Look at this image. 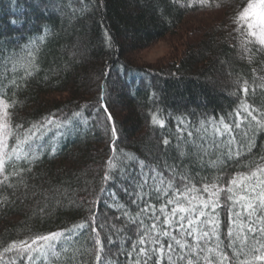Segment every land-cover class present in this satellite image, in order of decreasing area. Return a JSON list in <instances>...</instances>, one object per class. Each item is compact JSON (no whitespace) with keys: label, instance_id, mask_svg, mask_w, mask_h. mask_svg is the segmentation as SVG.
<instances>
[{"label":"trees","instance_id":"16d2710c","mask_svg":"<svg viewBox=\"0 0 264 264\" xmlns=\"http://www.w3.org/2000/svg\"><path fill=\"white\" fill-rule=\"evenodd\" d=\"M248 2L0 0V99L11 130L0 181V264H25L26 253L5 251L13 242L84 221L35 264H97L93 222L104 260L129 264L139 224L130 218L145 201L158 209L167 199L156 198L157 187L172 180L201 189L217 178L226 187L264 167V130L255 121L235 127L238 111L246 115L241 102L264 111V52L247 42L254 38L239 18ZM162 41L180 49L167 62L140 60ZM50 115L54 123L22 145L36 155L17 159L18 140ZM125 188L149 195L138 207ZM221 200L220 244L231 254V202L226 193Z\"/></svg>","mask_w":264,"mask_h":264},{"label":"snow or ice","instance_id":"6c2138e0","mask_svg":"<svg viewBox=\"0 0 264 264\" xmlns=\"http://www.w3.org/2000/svg\"><path fill=\"white\" fill-rule=\"evenodd\" d=\"M239 18L246 22L247 36L254 38L247 42L258 43L261 46L259 51L264 52V0H249ZM15 22L12 21V23ZM243 91L247 94V82ZM103 99L104 97L101 96L102 101ZM8 107V104L0 99V172L4 169L5 158L10 156L5 151L8 148L7 138L11 135ZM102 107L107 111L106 104H102ZM241 108L246 115L238 111L235 121L237 129L247 128L255 121V124L264 130V111L247 106L243 102H241ZM107 119L112 121L110 113ZM244 121H247V124ZM55 122L59 123V121ZM53 123V116L50 115L40 124H34L28 129L23 138L18 140L17 146L12 149V152L17 154L16 158H22L21 152L25 157L29 153L35 156L36 153L32 151L31 144L28 145L26 152L22 145L36 136L42 128ZM19 127L21 126L17 125V128ZM224 128L226 131L230 130L227 124H224ZM112 136L114 140L118 139L115 127H113ZM164 143L167 144L168 141L165 140ZM252 147L250 143L248 150L251 151ZM109 179L106 173L104 180ZM180 179L187 178L181 176ZM144 183H147V175L144 177ZM160 183L165 182L161 180ZM143 187L144 184H141L140 188ZM169 190H172L171 195ZM124 191L130 196H137L132 203L138 207L140 199L149 195L147 192L132 193L127 188ZM155 191L159 193L157 199L167 198L159 208L145 201L136 217L130 218L133 224H136L137 220L139 224L137 225L138 238L133 240L132 250L128 253L129 264H148L149 261H153V264H164L165 261L166 264H201V261L203 264H233V260L236 264H264V167L257 166L249 173L237 174L227 182L226 187L219 178L210 184L205 183L201 189H197L194 185L188 187L187 184L180 189L173 184L172 180H169L166 187H157ZM201 192L206 195H200ZM223 193L227 194V201L231 202L228 210V247L232 249L231 254L226 253L220 244V213L217 209L222 206ZM113 199H115L114 194ZM146 220H150L151 224H147ZM86 225L88 221L73 225L72 229L37 235L30 242H13L5 251L15 249L21 258L26 253L25 264H35L37 259L43 260L48 256L49 251L55 248L56 241L61 238L67 239L75 234V230L82 229ZM91 227L96 233L92 239L97 246V264H110L101 256L103 245L94 222ZM211 241H215V248L211 246ZM111 242L110 240L109 243ZM213 251L216 256L212 255ZM133 254L136 256L134 262L131 260Z\"/></svg>","mask_w":264,"mask_h":264},{"label":"rangeland","instance_id":"374dc122","mask_svg":"<svg viewBox=\"0 0 264 264\" xmlns=\"http://www.w3.org/2000/svg\"><path fill=\"white\" fill-rule=\"evenodd\" d=\"M174 43L172 42H167V41H162L159 42L155 45H153L151 48L144 50L141 54H140V60H142L144 63L147 64H154V63H159V62H163L169 60L170 58V54L172 53V49L175 50V52L179 49L176 47L175 44V48L172 47ZM8 139V138H7ZM3 177V171L0 172V181Z\"/></svg>","mask_w":264,"mask_h":264}]
</instances>
